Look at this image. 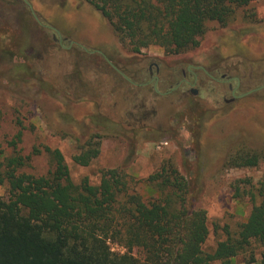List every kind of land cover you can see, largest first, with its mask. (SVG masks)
Masks as SVG:
<instances>
[{
    "label": "rangeland",
    "instance_id": "374dc122",
    "mask_svg": "<svg viewBox=\"0 0 264 264\" xmlns=\"http://www.w3.org/2000/svg\"><path fill=\"white\" fill-rule=\"evenodd\" d=\"M199 41L183 53L151 46L134 54L85 0H0V156L20 157L17 174L37 178L54 170L45 149L57 150L72 183L95 186L102 171L117 170L146 202L158 195L148 178L172 165L206 213L202 249L212 253L235 236L264 191V88L224 105L227 85L197 71L195 97L182 87L160 98L148 67H159L160 93L188 66L216 79L238 78L236 95L263 86L264 0L234 9L225 26L208 22ZM89 147L97 157L76 164L73 157ZM237 150L256 154L257 165L227 164ZM7 197L0 186V199ZM108 244L113 253L125 252ZM263 250L252 243L232 264H259Z\"/></svg>",
    "mask_w": 264,
    "mask_h": 264
},
{
    "label": "trees",
    "instance_id": "16d2710c",
    "mask_svg": "<svg viewBox=\"0 0 264 264\" xmlns=\"http://www.w3.org/2000/svg\"><path fill=\"white\" fill-rule=\"evenodd\" d=\"M85 1L132 53L158 46L169 55L198 47L208 22L225 26L234 9L253 0ZM45 152L54 170L37 178L17 174L20 157L0 156V186L8 194L0 199V264H232L252 243L264 247V191L235 236L205 253L206 213L194 206L188 181L172 165L148 178L158 195L146 202L117 170L102 171L95 186L86 179L74 184L61 154ZM98 153L89 147L73 161L87 166ZM257 163V155L244 150L227 159L238 168ZM109 242L125 252L113 253Z\"/></svg>",
    "mask_w": 264,
    "mask_h": 264
},
{
    "label": "flooded vegetation",
    "instance_id": "af4514ba",
    "mask_svg": "<svg viewBox=\"0 0 264 264\" xmlns=\"http://www.w3.org/2000/svg\"><path fill=\"white\" fill-rule=\"evenodd\" d=\"M113 68L122 77H124L115 67H113ZM148 70H149L148 71V75H151L150 76L151 77V81L150 82L152 83L151 84L152 85V89H153V91L156 94H158V96L160 98H164V97L170 95L171 92H175L177 90H180L182 87H188V88H190V93L192 94L193 97H195L196 94H197V91L195 89H193V87H195V85H197V81H198L197 80L198 79L197 78V74H196L197 71H200L201 73H203L204 75H206V77L208 79H210L211 81H213V82H217V83H220V84H226L227 85V88L230 89V98L229 99H224V102H223L224 105L230 104V103H232L235 100L241 99V98H243L245 96H248V95H250L252 93H255V92H257V91H259V90H261V89L264 88V85H263V86H260V87L255 88V89H258V90L254 91V92H251L248 95L242 96V95H244V94H246V93H248V92H250L252 90H255V89H252V90H250V91H248L246 93H242V94L236 95L235 93L237 92V90L239 88V79L238 78H236V77H230V78L226 79L225 76L222 75L221 76V79H216L214 76H212L211 74L207 73L202 67L188 66L185 69V72L186 73H184V72L181 73V76H180L179 81L176 83V85L172 89L166 91L165 93H160V92L156 91V85H157V82H158L157 75L159 74V67H158V65L152 63V64L149 65ZM152 70L154 71L153 73H152ZM152 74H154V75L152 76ZM186 75H188V76H186ZM186 77H190L192 79V81L189 82L186 79ZM127 81H129V80H127ZM232 81L235 82V85L233 87L230 86V83ZM150 82H148V83H150Z\"/></svg>",
    "mask_w": 264,
    "mask_h": 264
},
{
    "label": "water",
    "instance_id": "95a60500",
    "mask_svg": "<svg viewBox=\"0 0 264 264\" xmlns=\"http://www.w3.org/2000/svg\"><path fill=\"white\" fill-rule=\"evenodd\" d=\"M31 13H32V16H33V18L35 19V21H36L37 23H39L38 20H37V18H36V16H35V14H34L33 12H31ZM39 24H40V23H39ZM256 90H258V89L252 90V91H250V92H248V93H246V94H244V95H242V96L248 95V94H250L251 92H254V91H256Z\"/></svg>",
    "mask_w": 264,
    "mask_h": 264
},
{
    "label": "built area",
    "instance_id": "2783aa9c",
    "mask_svg": "<svg viewBox=\"0 0 264 264\" xmlns=\"http://www.w3.org/2000/svg\"><path fill=\"white\" fill-rule=\"evenodd\" d=\"M120 252H121V254H122V253H123V250L121 249V251H120Z\"/></svg>",
    "mask_w": 264,
    "mask_h": 264
}]
</instances>
